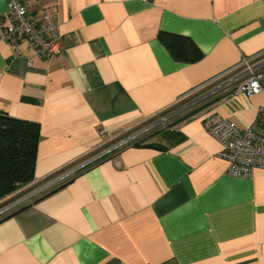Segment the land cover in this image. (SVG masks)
Wrapping results in <instances>:
<instances>
[{
    "label": "crops",
    "instance_id": "obj_1",
    "mask_svg": "<svg viewBox=\"0 0 264 264\" xmlns=\"http://www.w3.org/2000/svg\"><path fill=\"white\" fill-rule=\"evenodd\" d=\"M22 2L32 18L55 15L60 47L44 59L0 38V113L39 126L30 186L173 115L0 219V264H264V168L231 174L203 122L252 125L264 90L219 89L189 102L264 51V0ZM9 23L0 0V33ZM160 32L187 37L201 57L175 60Z\"/></svg>",
    "mask_w": 264,
    "mask_h": 264
},
{
    "label": "built area",
    "instance_id": "obj_2",
    "mask_svg": "<svg viewBox=\"0 0 264 264\" xmlns=\"http://www.w3.org/2000/svg\"><path fill=\"white\" fill-rule=\"evenodd\" d=\"M8 16L10 23L0 33L3 41L14 47L25 42L38 57L44 59H52L60 53L58 24L53 13L45 11L41 17L32 18L28 15L22 0H8ZM228 73H231L230 78L220 85V90L234 88L247 96L263 91L264 51L242 57L224 75ZM188 103L181 104L178 110L189 106L190 103ZM203 122L205 129L219 141L221 145L219 156L228 160L231 174L249 176L254 169L264 168V105L259 107L256 121L245 128H239L229 118L219 115L210 116ZM162 125L155 122L141 129H132L133 131L113 139L108 145L101 146L96 152H92L37 184L18 192L17 199L0 207V219L14 208L29 203L62 185L123 147L136 143ZM100 134L103 135V130H100Z\"/></svg>",
    "mask_w": 264,
    "mask_h": 264
},
{
    "label": "trees",
    "instance_id": "obj_3",
    "mask_svg": "<svg viewBox=\"0 0 264 264\" xmlns=\"http://www.w3.org/2000/svg\"><path fill=\"white\" fill-rule=\"evenodd\" d=\"M159 39L175 60L193 62L201 57L187 37L160 32ZM39 138L37 123L0 113V200L33 181Z\"/></svg>",
    "mask_w": 264,
    "mask_h": 264
},
{
    "label": "rangeland",
    "instance_id": "obj_4",
    "mask_svg": "<svg viewBox=\"0 0 264 264\" xmlns=\"http://www.w3.org/2000/svg\"><path fill=\"white\" fill-rule=\"evenodd\" d=\"M230 75H231V73L225 74V75L213 80L212 82H210L206 86L202 87L199 90L198 94H200L201 92H205V91L206 92L199 95V96H196V95H198L197 93L191 94L190 96H192V97L190 98L189 102H194L192 104H199L202 101L210 100V98H208V97L209 96L211 97L213 94H216L217 90H219L220 85H222V83H225L230 78ZM181 104H183V103H181ZM172 115H173V113L170 110L165 111L164 113H160L158 115H155L154 117L147 119L145 122L141 123L139 126L135 127L133 130H137V129H141L143 127H147L148 125L153 124L155 122H157L160 125L163 124L162 126L167 125L168 122L172 119ZM31 183H32V181L29 183H26V184L25 183L21 184L18 187V189L15 190L12 194L1 199L0 200V207L3 205H8V204L12 203L15 199L18 198L17 193L24 190L28 186H30Z\"/></svg>",
    "mask_w": 264,
    "mask_h": 264
},
{
    "label": "water",
    "instance_id": "obj_5",
    "mask_svg": "<svg viewBox=\"0 0 264 264\" xmlns=\"http://www.w3.org/2000/svg\"><path fill=\"white\" fill-rule=\"evenodd\" d=\"M2 219V218H1Z\"/></svg>",
    "mask_w": 264,
    "mask_h": 264
}]
</instances>
